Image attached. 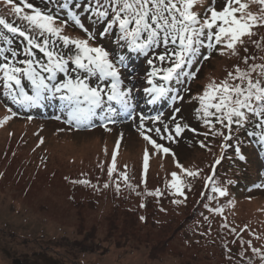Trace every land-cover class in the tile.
Wrapping results in <instances>:
<instances>
[{
	"label": "trees",
	"instance_id": "16d2710c",
	"mask_svg": "<svg viewBox=\"0 0 264 264\" xmlns=\"http://www.w3.org/2000/svg\"><path fill=\"white\" fill-rule=\"evenodd\" d=\"M27 2L55 16L57 25L63 27L64 35L70 36L71 32L79 35V32H83L72 19L71 13H76L83 24L85 21L89 24L93 23L95 30L93 32L99 33L114 48L118 49L119 55H126L127 53L138 57L142 55L132 53L126 47H122L123 42H118L115 31L103 34L107 22L99 20L87 10L89 4L95 7V0H27ZM14 6L23 7L22 0H12V3L0 0V16L12 23L13 26L26 28L27 22L13 13L12 8ZM194 8L193 11L203 18V7L196 10ZM30 11L24 7V12ZM0 31H5L2 26H0ZM252 31L255 35L244 36L242 38L244 42L237 44L235 54L232 50L230 51L225 63L227 65L219 66L224 78L228 76L229 72H234L237 66L241 69H249L253 65L264 64V25L254 27ZM32 34L35 35V33ZM7 35L12 40L11 45L6 40L0 39V47L6 49L5 55L11 58V50H15L18 53L16 60L27 59L28 57L24 52L27 42L24 38L18 34L8 33ZM38 39L43 38L38 37ZM204 45L207 46L206 40ZM223 45L225 46V44H214L212 49H207L209 50L208 61L202 69L201 67L198 68L199 74L202 72L205 75V71L213 69L214 65L211 60L214 59ZM61 48L65 55L71 51V48H64L62 45ZM158 49L160 53H163V46ZM200 49L205 48L200 47ZM33 51L36 59H45L39 49H33ZM245 57H248L247 63L244 62ZM2 62L3 56H0V63ZM196 63L197 58L194 57L184 69L185 73L195 70ZM71 67L73 66L70 65ZM120 72H122L121 67ZM72 74L75 75V73ZM255 75L256 73H253L254 77ZM60 78H63L62 74ZM91 83L95 86L92 81ZM207 85L203 84L194 92L195 98L189 99L191 105L198 100V95L203 94ZM25 87H28L27 81H25ZM192 89L193 87L185 90L187 99L191 97ZM52 100L54 99L45 100L40 105ZM37 106L25 107L26 112L18 119H23L24 125L28 129H37L43 134L45 122L52 119L35 118L26 114L27 112L33 114L32 110ZM13 107L12 98L5 95V89L0 85V112L7 114L9 109L14 110ZM199 108L200 104L197 108L196 103L192 108L195 111L194 113L191 111L195 123L187 128L192 134L183 139L178 150L179 157L158 161L157 167L148 174H138L133 170L134 163L128 155H131L132 152L135 156L139 147L136 145L129 146L127 143L129 137L124 138L119 131L107 127L100 135L98 130L91 132V129L87 132L69 124H62L57 127V131H54V134L51 133L50 136L51 139L56 140L52 141L53 143L58 142L65 148L64 156L68 154L66 153L68 149L82 153L84 151L85 153L80 157L81 165L75 170L76 173L63 175V183L60 187L58 186L59 192L67 190L68 199L79 211L78 218L80 221L83 210H100L102 223L107 222L108 225L104 233H100V227L88 228L82 224L77 232L79 238L71 239L64 233H60V237L53 236V238L48 239L49 245L42 247L41 252L46 254L51 250L50 246L56 249L57 251H54V256L50 259L51 262L54 260L56 264H90V262L93 264H111L114 263V259H118L116 256L119 254L120 258H123L126 252H138L140 249L146 251L147 257L151 261L146 260L144 264H165V261H171L170 264H203V261L206 260L212 261L214 264H264V259L261 258L264 256V197H258L257 194L260 192L257 190L251 192L248 188L252 182L248 179L253 177V183L257 179V167L250 164L249 161L253 160L258 165L260 160L258 158L264 157V143L260 141L259 129L255 127L254 123L257 118L250 116L248 123L243 127L233 124L230 133L229 129L217 122L215 117H210L212 123L206 125L202 113L197 111ZM212 111L215 110L212 109ZM36 123L39 124L38 127H34ZM101 127L102 125H99L95 129ZM72 131H80L82 134L88 135L86 141L84 143L77 142L71 134ZM217 132H223L224 135H217ZM253 132L257 134H249ZM91 133L93 136H90ZM228 135H231L232 139L225 141L224 137ZM87 141H91V146L95 147L94 152L88 149V146L84 150L82 149ZM225 143L231 146L225 148L223 147ZM237 145H239L240 152H236V154L240 159L234 161L232 154ZM13 146H15L13 142L8 143L6 150L2 151V157L7 158L9 155L8 159L12 161L15 156L23 155L20 153V149ZM89 152L94 153V157ZM114 155L115 170L109 175V168L112 167ZM183 156H187V158H183ZM241 156L244 159H241ZM32 159L33 155L22 159L21 165L24 167H26L25 165L32 166ZM217 159H220L219 164L215 163ZM72 161L76 162L75 159ZM177 164L182 165L183 169L198 172V175L195 177L187 176ZM1 172H3L2 169L0 174ZM24 172L25 170L22 169L20 173L23 175ZM130 172L136 177H142L140 182L134 180ZM173 172H176L181 178L183 196L176 193L175 189L170 186ZM153 173L157 179L155 181L150 179L151 185L146 184L148 177ZM125 175L127 180L124 178ZM210 176L212 177L211 182L207 179ZM76 181H88L89 183H75ZM106 184L107 187H105ZM117 185H119V190H117ZM213 186L223 188L226 195L221 196L218 192H213L211 190ZM157 191L159 194H156ZM230 199H233L232 203L227 204L226 202ZM176 201L180 202L177 203ZM246 202L256 206L253 210L255 216L253 223L240 221L238 223L233 222L234 225L218 217L221 210H224V204L235 210L237 205ZM232 204L235 206L232 207ZM106 207L110 209L104 211ZM217 218H219L218 224L216 223ZM138 226L143 229V234L147 235L145 239L135 237L134 233ZM252 226L253 231L250 228ZM248 234L253 240L246 236ZM152 241L158 242L150 246ZM156 245L158 248L154 247ZM244 247L245 251L242 250ZM149 248L150 251L148 252ZM253 248L260 251L253 252ZM155 250L157 252L160 250L159 254L164 258L162 261L152 262L155 259L152 252ZM7 254L12 264H27L19 257ZM90 254L97 255L98 260L90 261ZM0 261L3 262L1 255Z\"/></svg>",
	"mask_w": 264,
	"mask_h": 264
},
{
	"label": "snow or ice",
	"instance_id": "6c2138e0",
	"mask_svg": "<svg viewBox=\"0 0 264 264\" xmlns=\"http://www.w3.org/2000/svg\"><path fill=\"white\" fill-rule=\"evenodd\" d=\"M6 2L12 3V0ZM203 2L204 0H95V7L89 4L87 10L99 20L107 22L103 34L115 31L118 42H123L121 46L132 53L147 55L150 51L163 46V53L158 54L156 59L161 63L167 60L169 66L157 67L152 59L147 61L151 66L148 73V84L151 87L145 88L144 91L151 96L148 100L151 104L171 91L167 84L157 83L153 78L159 76L160 80L169 83L179 81L181 75L186 74L184 69L192 62L200 47L204 46L205 40L209 49H212L214 44H225L235 54L237 44L244 42L242 38L255 35L253 28L264 25V0H251L262 6L260 15L247 11L249 3L246 0H226L225 6L219 11L216 10L213 0L212 6L201 18L193 8ZM22 4L23 7L14 6L12 11L27 22L26 28L13 26L0 16V26L5 30L0 31V39L11 45L12 40L8 33L23 37L27 42L24 52L28 57L18 61L16 60L18 53L15 50H11L10 58L5 55L6 49L0 47V56H3V62L0 63V85L5 89V95L27 108L40 105L48 99H59L63 109L67 111L69 123L75 121L80 124L91 120L97 115V110H101L103 118L109 120L117 113V108L112 106V102H115L121 111L129 114L133 112L132 89L123 87L124 79L120 72V67H127L124 55H119L114 61L111 58L112 54L103 46L90 44L89 41L94 40L95 36L88 31L76 13H71L72 19L86 33L87 39L64 35L63 27L57 25L56 17L51 13L36 8L27 0H22ZM24 7L31 11L24 12ZM61 45L64 48H71L69 54H64ZM33 49H39L45 59H36ZM247 61L248 57H245L244 62ZM70 65L73 67L70 68ZM253 73H256L255 77ZM61 74L63 78H60ZM94 77L101 82L108 80L110 84L101 86L98 83L93 86L91 80ZM25 81L28 82L27 88ZM197 99L200 102L197 111L202 113L205 124L211 125L212 121L209 118L215 117L217 122L229 129L230 133L233 124L243 127L248 123L250 116L256 117L255 127L259 129L260 141L264 143V64L253 65L249 69L237 66L235 71L229 72L221 82L211 81ZM8 118L10 117L5 119ZM143 119L142 116L141 121ZM182 130L181 125L177 124V135ZM156 131L159 133V129ZM216 134L224 135L223 132ZM145 139L157 150L162 149L164 153L170 151L149 136H145ZM169 139L172 137L169 136ZM224 139L228 141L232 137L228 135ZM230 146L227 143L223 145L225 148ZM235 150L237 153L240 152L239 145ZM241 159L244 157L241 156ZM215 163L219 164L220 159ZM177 166L187 176L198 175L196 171L183 169L179 164ZM147 168L148 153L145 151V171ZM114 170L115 155L112 167L109 168V175ZM171 175V188L183 196L180 176L176 172ZM124 178L127 180L126 175ZM207 179L209 182L212 181L211 176ZM107 186L106 184L105 187ZM211 190L221 196L226 195L223 188L213 186ZM156 194H159L158 191ZM259 251L253 248V252ZM261 258L264 259V256Z\"/></svg>",
	"mask_w": 264,
	"mask_h": 264
},
{
	"label": "rangeland",
	"instance_id": "374dc122",
	"mask_svg": "<svg viewBox=\"0 0 264 264\" xmlns=\"http://www.w3.org/2000/svg\"><path fill=\"white\" fill-rule=\"evenodd\" d=\"M222 1L223 0H218V3ZM246 2L249 3L247 11L257 15L262 14V6H259L260 4L253 3L251 0H246ZM70 36L73 38H80V36L76 35L74 32H71ZM97 39L109 48V44H107L105 40L100 38ZM230 51L231 49L223 45L221 50L214 56V59L211 60L214 65L213 69L205 71V76L201 75L191 78V75H188L190 72L186 71L185 75H181L179 81L174 80L169 83V88L176 82L178 83L177 87L174 88L172 92H169L168 95L157 99L151 104L148 103L151 96L146 93L144 89L151 87V85L148 84V73L151 71V66L147 61L152 59L154 63L158 60L155 56L156 49L140 57L138 63H134L133 60L130 64L129 62L132 60H129L127 62V67L123 68L125 70V81L132 89L131 99L134 105L133 112L129 114L121 111L119 106L116 105L115 102H112V106L117 108V113L115 115L111 116L109 120H105L101 110H97V115L89 120V124L111 123L121 132L125 133L124 138H128L129 134L133 135L129 138L127 143L129 146L136 145L139 148L135 156L131 152V155H128V157L132 158L135 171L138 174L149 173L157 167V162L160 160L178 158L177 150L181 139L175 137L177 134V122L180 120L179 123L182 128H185L188 124L191 125L195 123L194 115H192L195 111H193L192 108L195 106V103L198 108L200 102L197 100L191 105L189 99L192 100L195 98L194 92L199 87H202L203 84H209L211 81H216L218 83L225 79L219 66L227 65L225 63L228 60ZM204 55V49H199L195 57L198 60V56L203 58ZM156 66H158V64H156ZM133 74H139L138 78H132ZM92 79L98 80L95 77ZM153 79L157 83H164V81L160 80L159 76ZM107 82L110 84V81L107 80ZM143 85L145 88L142 87ZM191 87H193L190 92L191 97L185 99L178 96V93L185 92V90H189ZM106 107L107 105H105V108ZM176 109H179V111L177 112ZM52 110L55 112L54 117H59V119L63 120L68 118L67 111L63 108H56L53 106ZM191 111H193L192 114ZM0 113L4 114V112ZM142 116L144 117L143 121H141ZM171 116L173 117L170 119ZM6 117L10 118L5 119ZM156 117L159 118L156 119ZM15 118H18V116L14 111H8L4 116H0V171L1 169L3 170L0 174V255L3 262L0 261V264H12L7 253L13 257H19V259L27 264H56L54 260L52 262L50 261L54 256V251H57L56 249L50 246L51 250L46 254L41 252L42 247L49 245L48 239L53 238V236L60 237V233H64V235L71 239L75 237L79 238L77 232L82 224L88 228L100 227L99 232L104 233L108 223H102V212L100 210H83V216L80 221L78 218L79 211L73 202L68 199L67 190L59 192L58 186L60 187L61 183H63V175L66 173L74 174L76 173L75 170L80 168V157L85 154L84 151L82 153L81 151L68 149L66 152L68 154L64 156L63 153L65 148L58 142L53 143L52 141L56 140L51 139L50 136L51 133L54 134V131H57L58 125L56 123L51 122L48 126L44 125L45 130H42L43 135L37 129H28L23 122L17 123V121L14 120ZM141 124H143L142 127ZM38 126L39 124H34V127ZM157 129H159L160 132L154 134L157 132ZM162 129L163 131H161ZM137 132L146 133H144V135L140 134L135 136ZM98 133L101 135L100 131H98ZM71 134L79 143H84L88 137V135L82 134L80 131H72ZM186 135H188L187 132H182L183 137ZM90 136H93V133H91ZM145 136L151 137L157 144L170 149V151L164 153L162 149L157 150L149 140L145 139ZM169 136H171L172 139H169ZM12 142L15 144L13 147L20 149V153L23 155H17L14 157V160L9 161V155L7 158L2 157V151H5L8 143ZM90 142L87 141L82 149L84 150V148L88 146V149L94 152L95 147L93 148ZM145 151L148 153L147 171L144 169ZM89 153L94 157V153ZM31 155H33L32 166H22V159L29 158ZM183 158H187V156H183ZM72 159H75L76 162L72 161ZM250 162L253 166L257 165L253 160ZM258 164H260V161H258ZM261 167L264 168L262 162ZM22 169L25 170L23 175L20 173ZM130 174L134 177V180L140 182L142 177H136L131 172ZM150 179L154 181L157 179L154 173L148 177L146 184L151 185ZM257 195L261 198L264 197V194ZM232 201L233 199H230L226 203L231 204ZM227 204H224V210L222 209L218 214L221 220L231 224L240 221H242V223L245 221L247 223H253V218L255 217L253 215V210L256 207L254 206L255 204L248 202L240 203L236 206L237 209L235 210L231 209ZM234 206L235 205L232 204V207ZM107 209L110 208L106 207L104 211ZM250 216L252 217L250 218ZM219 218L216 219L217 224ZM149 227L151 226L149 225ZM250 228L252 229L250 230L253 231V226ZM143 232V229L138 226V229L135 230L134 233L135 237L145 239L147 235L143 234ZM247 232L249 233V231ZM42 236L45 237L43 238ZM246 236L252 238L250 234ZM157 242L158 241H152L150 246ZM245 245L248 246V244ZM154 247L158 248L157 245ZM245 247L242 249L243 251H245ZM149 251L150 248L148 252ZM159 252L160 250L158 252L156 250L152 252L155 257L152 262L157 260L162 261V259H164ZM116 257H118V259H114V263L111 264H144L146 260L149 261L146 251L143 249L138 250V252H126L123 258H120V254ZM89 259L90 261L98 260V256L90 254ZM170 263L172 262L165 261V264ZM211 263L212 261H203V264ZM90 264L93 263L90 262Z\"/></svg>",
	"mask_w": 264,
	"mask_h": 264
}]
</instances>
